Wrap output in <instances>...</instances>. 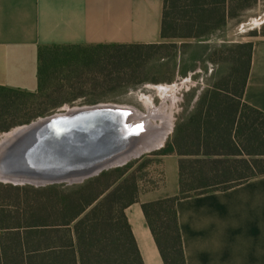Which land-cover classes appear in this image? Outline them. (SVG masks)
<instances>
[{
	"label": "trees",
	"instance_id": "16d2710c",
	"mask_svg": "<svg viewBox=\"0 0 264 264\" xmlns=\"http://www.w3.org/2000/svg\"><path fill=\"white\" fill-rule=\"evenodd\" d=\"M259 1L164 0L162 38H203ZM251 35L264 36V31ZM173 47H40L36 92L0 86V134L77 102L84 94L86 68H97L92 75L101 73L112 85L116 75L126 72L133 79L139 61ZM250 48L238 45L231 57L223 58L228 71L199 96L192 115L176 126L165 147L150 154L180 157L179 193L141 205L165 264H186L176 211L179 200L264 176V113L243 102ZM94 49L111 54L98 58L92 55ZM115 83L108 91L123 86ZM20 114L24 116L19 119ZM246 155L252 158H241ZM143 157L80 184L0 183V264H143L126 214L142 194L157 190L145 187L152 160L137 166Z\"/></svg>",
	"mask_w": 264,
	"mask_h": 264
},
{
	"label": "crops",
	"instance_id": "0c3cea01",
	"mask_svg": "<svg viewBox=\"0 0 264 264\" xmlns=\"http://www.w3.org/2000/svg\"><path fill=\"white\" fill-rule=\"evenodd\" d=\"M163 7L164 0H0V86L36 92L40 47L114 48L174 43L175 39H163L161 35ZM210 34L189 42L198 46L189 56L197 65L193 75L203 73L207 58L213 57L215 34ZM234 44V48L251 45L243 102L264 113V39L255 42L245 36ZM199 79L203 82L202 77ZM213 83L197 91L188 117L179 124L188 120L199 96ZM149 116L160 120L158 126L168 135L172 115L154 109ZM160 158L165 172L169 161L177 183L169 189L165 173L163 187L142 194L140 202L126 210L143 264L165 263L141 205L179 193L180 157L171 154ZM241 158L249 160L252 156ZM176 211L186 264H264V176L226 191L181 199Z\"/></svg>",
	"mask_w": 264,
	"mask_h": 264
},
{
	"label": "water",
	"instance_id": "95a60500",
	"mask_svg": "<svg viewBox=\"0 0 264 264\" xmlns=\"http://www.w3.org/2000/svg\"><path fill=\"white\" fill-rule=\"evenodd\" d=\"M0 153V182L44 187L80 184L122 167L144 146L135 110L98 104L32 122Z\"/></svg>",
	"mask_w": 264,
	"mask_h": 264
},
{
	"label": "rangeland",
	"instance_id": "374dc122",
	"mask_svg": "<svg viewBox=\"0 0 264 264\" xmlns=\"http://www.w3.org/2000/svg\"><path fill=\"white\" fill-rule=\"evenodd\" d=\"M228 24V25H227ZM224 27L215 30L211 34H215V51L212 58H207L206 69H202L203 73L192 74L197 65L192 64L194 58H189L191 54L196 52L198 46H194L193 39L186 40V44L181 39H176L171 44L175 47L170 49H162L158 55L152 56L146 61H139L137 65V74L134 77L122 72L114 78L112 85L104 82L101 73L92 75L91 70L99 72L95 67L86 68L87 76L83 77L84 87L83 96L73 105H64L51 115L64 113L67 110L87 107L98 104H113L118 106L130 107L141 112L144 116L150 115L154 109H160L162 113L172 115L173 125L169 131L162 146L143 153L137 160L143 157L137 164H142L146 160H152L149 168L145 171L148 175L146 188H161L165 183V173L168 188H172L177 183V175L171 173L169 161L166 164V172L164 171L163 159L153 157L152 152L158 151L165 147L166 143L174 134L179 121L188 117L189 107L197 96V91L205 84L206 86L213 83L214 80L224 75L229 69V63L223 58L231 57V50L234 49V42L240 41L242 37H251L253 41L264 39V36L251 35L253 32L261 33L264 31V0H260L255 8L242 14L238 19L230 20ZM210 34V35H211ZM212 40V41H214ZM92 55L98 58H109L111 52L105 50L94 49ZM154 53V52H153ZM81 55L82 53L79 52ZM151 54V53H150ZM153 55V54H151ZM179 67V68H178ZM194 67V68H193ZM179 70V76L177 75ZM94 72V73H96ZM190 73V74H188ZM193 75L192 77L190 75ZM203 78V82L199 78ZM123 83V86L113 91H108L109 86H115L116 83ZM22 114L18 118H22ZM35 122V121H34ZM154 125H159L160 120H153ZM17 126L11 131L0 134L1 139L19 128ZM2 183V182H0ZM6 184V183H2ZM153 192V191H152Z\"/></svg>",
	"mask_w": 264,
	"mask_h": 264
},
{
	"label": "bare ground",
	"instance_id": "6f19581e",
	"mask_svg": "<svg viewBox=\"0 0 264 264\" xmlns=\"http://www.w3.org/2000/svg\"><path fill=\"white\" fill-rule=\"evenodd\" d=\"M125 107V106H120ZM130 108V107H127ZM135 114L137 116V125L141 126V131L144 132L145 141L143 148L137 152V155L141 153L148 152L150 150L156 149L162 146L164 140L166 139V133L163 128L159 127L158 125H154L152 123L153 120H156L152 116H144L141 112L135 110ZM25 127H19L9 134L5 135L0 141V153L1 151L6 148L10 143H12L13 138L23 130Z\"/></svg>",
	"mask_w": 264,
	"mask_h": 264
}]
</instances>
